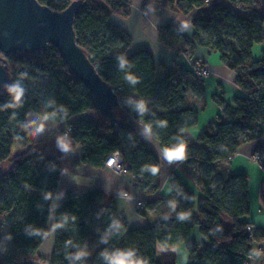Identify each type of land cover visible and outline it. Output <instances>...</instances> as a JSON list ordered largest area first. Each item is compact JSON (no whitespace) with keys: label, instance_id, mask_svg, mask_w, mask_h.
<instances>
[{"label":"trees","instance_id":"16d2710c","mask_svg":"<svg viewBox=\"0 0 264 264\" xmlns=\"http://www.w3.org/2000/svg\"><path fill=\"white\" fill-rule=\"evenodd\" d=\"M56 10L65 9L73 0H40ZM75 19L78 43L97 66L100 75L114 88L121 106L116 109L119 125L108 128L96 114L95 119L76 123L70 140L72 150L81 146L82 162L103 167L114 151L130 165L136 178L135 186L144 193L159 188L160 163L156 154L142 140L135 121L152 125L151 134L160 142L162 150L187 141V156L192 160L204 195L195 198L192 192L173 173L171 184L175 189L172 199L178 203L177 215L167 227L147 225L130 228L125 218L116 216L113 200L104 203V192L93 188L83 194L71 189L59 206L55 225V243L50 258L44 260L38 254L42 243L50 236L49 215L52 198L60 182L62 170L70 152L41 150L31 136L29 115L32 111L56 122L96 109L91 93L77 79L60 52L54 47L41 55L12 54L8 57L11 82L6 92L0 94V221H8L13 248L6 251L0 235V264H13L17 257H35L46 264H82L86 257L76 260L75 253L87 248L95 264H108L101 252L114 249H135L147 264H176V247L187 241L191 230L199 226L203 236L201 245L187 242V264H249L247 256L252 253V243L260 241L264 234L247 232L248 222L241 218L250 210L247 176L232 174L228 170V158L236 153L239 145L255 140L264 133V58L252 61V47L264 41V7L261 0H230L231 5L216 2L207 15L200 12L193 21L194 38L200 45L219 52L224 64L236 71V84L248 97H238L229 105L218 96L216 102L225 106L223 116L211 121L198 138L200 145L189 143L184 130L194 126L198 110L191 99L204 96L203 82L194 83L176 79L185 74L195 76L190 70L176 65H162L161 78L156 81V65L153 53L140 50L131 56L125 53L132 41L124 31L109 23L112 14L127 17L130 2L125 0H87ZM174 2L183 12L202 8L206 0H163ZM236 7L247 9L242 15ZM183 34L174 25L159 31L160 42L174 49ZM2 53L0 52V55ZM125 57L131 67L120 70L117 57ZM126 73L138 78L135 85L125 80ZM40 75H47L53 85L49 95L29 88V82ZM196 77V76H195ZM23 88L19 100L9 88ZM138 95L133 112L123 100ZM147 103L148 111L141 116L137 103ZM159 121H167L159 127ZM19 143L23 149L12 155V147ZM176 163L181 161H175ZM10 163L9 169L3 168ZM158 167L156 175L145 170ZM219 176L216 178V176ZM142 177V178H141ZM260 194L264 200V182ZM48 198H45V197ZM146 199L140 214L145 215L156 201ZM190 212L184 220L178 213ZM67 216V221L64 217ZM116 220L119 231L110 226ZM38 230L39 233L33 230ZM47 233V236L44 234ZM106 236L107 242L101 237ZM163 248L159 250V246Z\"/></svg>","mask_w":264,"mask_h":264},{"label":"crops","instance_id":"0c3cea01","mask_svg":"<svg viewBox=\"0 0 264 264\" xmlns=\"http://www.w3.org/2000/svg\"><path fill=\"white\" fill-rule=\"evenodd\" d=\"M163 0H129L130 14L127 17L118 14H112L109 23L118 29L127 33L132 41L125 53L131 56L140 50H147L153 53L156 65V81L161 78L162 65L167 67L177 66L183 70H190L193 62L205 64L209 68V74L203 79L204 96L197 99L194 93H191V99L198 110V120L194 126L184 130L189 143L200 145L198 138L206 126L219 116L224 115L225 106L215 101L214 96L224 100L226 104L234 105L238 97H248V93L236 84V71L228 68L221 59L219 52L211 50L207 46L200 45L194 38L195 27L194 19L200 12L207 15L210 6L205 5L202 8H193L185 13L174 2L168 1L163 5ZM215 2L222 3L221 0ZM231 5V2L225 4ZM236 10L247 15V9L236 7ZM188 26L185 28L184 25ZM168 25H174L183 34L180 42L174 49L160 42L159 31ZM252 61H259L264 58V41L256 43L252 47ZM176 79L184 80L188 83H194L197 77L180 74ZM96 113L90 109L84 113L75 115L69 120H92ZM68 121L56 122L45 118L32 111L29 115L31 126V136L34 142L41 150L54 151L58 148V141L61 138L59 131L67 126ZM138 127L141 138L144 143L156 154L160 163L159 188L153 193H144L136 188V178L132 174H120L113 171L110 167H94L90 164L78 163L82 156L81 146H76L69 154L66 164L62 170L59 185L55 195L52 198V205L49 215L50 236L42 243L39 252L42 250L51 256L55 243V219L56 213L66 197L68 189L77 194H83L86 191L99 188L104 192V203L107 204L113 200L116 205V216L125 218L130 228H139L147 225H157L167 227L172 223L177 215L178 203L176 209L172 211L169 207V201H173L172 196L175 189L171 184V176L175 173L181 182L192 192L197 199L204 195L202 184L198 180L197 171L192 160L169 163L162 154L160 142L151 134L144 132V126L141 123L134 122ZM23 147L15 143L12 147V155H15ZM260 150L264 155V133L261 137L243 142L237 148L236 153L228 163V170L232 174H244L247 176L248 192L250 197V210L248 214L241 219L252 224L254 232L264 234V200L261 197V185L264 182V170L253 160L252 154ZM5 170L9 169L10 163H5ZM219 176L217 175L216 178ZM127 194V195H125ZM156 201L149 208L146 214L142 215L138 211L137 200L146 199ZM175 201V200H174ZM167 216V219L164 217ZM10 223H0V235L6 251L13 248L9 236ZM196 242L201 245L203 236L199 226H195L186 242L173 247L176 253V264H187L189 253L187 242ZM262 247V252L258 247ZM163 247L160 245L159 250ZM252 252L254 260L250 264H264V236L260 241L252 243Z\"/></svg>","mask_w":264,"mask_h":264},{"label":"water","instance_id":"95a60500","mask_svg":"<svg viewBox=\"0 0 264 264\" xmlns=\"http://www.w3.org/2000/svg\"><path fill=\"white\" fill-rule=\"evenodd\" d=\"M87 5V0H73L65 9L56 10L40 0H0V94L7 91L11 82L10 55H41L54 46L91 93L96 114L108 128H114L119 125L116 109L121 100L78 43L75 32V19ZM261 5L264 7V0ZM13 264L46 263L24 256Z\"/></svg>","mask_w":264,"mask_h":264},{"label":"clouds","instance_id":"9594fccd","mask_svg":"<svg viewBox=\"0 0 264 264\" xmlns=\"http://www.w3.org/2000/svg\"><path fill=\"white\" fill-rule=\"evenodd\" d=\"M188 25L185 24L184 27L186 28ZM118 60V67L120 70H125L126 68L131 67V65L128 64L127 59L125 57H117ZM125 80L131 84L135 85L138 82V78L131 73H126L125 75ZM10 92L15 93V98L19 100L20 96L23 94V88L19 87L18 85H13L12 87L9 88ZM136 107L139 110V113L141 116H143L147 111V103L145 100L141 99ZM159 127H166L167 126V121H159L158 122ZM144 132L148 135H151L152 132V125L145 123L144 124ZM58 147L62 152H69L72 150V143L70 140H66L65 138L61 137L58 141ZM163 157L169 162H175V161H183L186 156H187V141L184 139L178 140L177 143L173 144L170 147H165L162 150ZM149 172H151L152 175H156L159 171L158 167L156 166H151L147 169H145ZM127 195V194H125ZM45 198H48L47 196ZM169 207L171 208L172 211H175L176 209V201H169ZM190 216V212H180L178 213V219L179 220H184ZM167 219V216L164 217ZM68 217H64V221H67ZM63 223H58L54 225V228H60L63 227ZM113 228L115 231H119L121 228V225L119 224L118 221L113 220L112 225L110 226ZM36 233H39L38 230L34 229L33 230ZM47 236V233L44 234ZM8 239L11 238L10 234L7 237ZM102 242H107V237L102 236L101 237ZM175 251V249H173ZM88 250L87 248H81L75 253V259L80 260L83 257L88 256ZM101 256L103 260L107 261L108 264H147V261L138 256L137 252L135 249H114L112 251L104 250L101 252Z\"/></svg>","mask_w":264,"mask_h":264},{"label":"built area","instance_id":"2783aa9c","mask_svg":"<svg viewBox=\"0 0 264 264\" xmlns=\"http://www.w3.org/2000/svg\"><path fill=\"white\" fill-rule=\"evenodd\" d=\"M125 1H129V0H125ZM206 5L211 6L212 4L216 3L215 0H206ZM191 71L195 74V76L199 79H203L205 77L208 76L209 74V68L208 66H206L205 64L202 63H197V62H193L192 67H191ZM138 95L137 94H133L131 97H127L123 100V103L129 107L131 109V111L133 112L134 110V103L135 101L138 99ZM122 102V101H121ZM78 121L76 120H69L67 126L65 127V129L60 130L58 133L61 137L68 139L69 137H71L72 132L75 129L76 123ZM252 158L254 161H256L258 163V165L264 170V155L262 154V152L260 150H256L253 154H252ZM232 159V156H230L228 158V162ZM105 165L107 167H110L113 171L120 173V174H132L134 176V174L131 172L130 170V165L128 164V162H126L122 156L120 155L119 151H114L113 153L110 154V156L108 157V159L106 160ZM142 178V177H141ZM137 206L138 208H142L143 207V200L142 199H138L137 200ZM0 223H9L8 221H0ZM247 232L248 235L250 237H253L254 232V228L252 226V224H249L247 226ZM258 250L260 252H262V247L259 246ZM248 258V262L250 264V262L252 260H254L255 256L254 253L252 252L251 254H249L247 256Z\"/></svg>","mask_w":264,"mask_h":264},{"label":"rangeland","instance_id":"374dc122","mask_svg":"<svg viewBox=\"0 0 264 264\" xmlns=\"http://www.w3.org/2000/svg\"><path fill=\"white\" fill-rule=\"evenodd\" d=\"M221 1L223 4H227L229 2V0H221ZM95 56H96V52H93L90 57L94 58ZM29 88L37 89L43 95L47 96L51 93V90H53V85L51 84L50 79L47 75H40L35 80L29 82ZM38 254L44 260H47L48 258H50L48 253H44V251L42 250L40 252L38 251ZM17 258L22 259V256H18ZM82 264H95V261L91 259V254H88V256H86V259Z\"/></svg>","mask_w":264,"mask_h":264}]
</instances>
